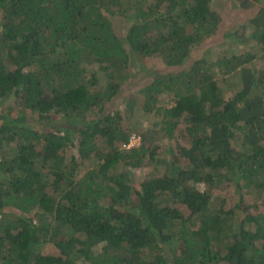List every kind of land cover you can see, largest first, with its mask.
<instances>
[{"label": "trees", "instance_id": "1", "mask_svg": "<svg viewBox=\"0 0 264 264\" xmlns=\"http://www.w3.org/2000/svg\"><path fill=\"white\" fill-rule=\"evenodd\" d=\"M238 1L257 51L182 67L212 0H0V264H264V0ZM134 56L175 70L104 113Z\"/></svg>", "mask_w": 264, "mask_h": 264}, {"label": "rangeland", "instance_id": "2", "mask_svg": "<svg viewBox=\"0 0 264 264\" xmlns=\"http://www.w3.org/2000/svg\"><path fill=\"white\" fill-rule=\"evenodd\" d=\"M256 5L264 6V3H256ZM212 8L217 10L221 15V22L216 34L211 39L203 43L200 47H198L195 51L191 52L190 57L186 60L182 67L187 66L190 62H192V60L198 57L211 58L222 54L223 51L226 50H228L230 54H245L247 52L257 51L255 44L247 36V31L250 29L248 18L251 8H244L240 6L238 0H212ZM112 23L115 33L119 36L123 34L125 28L123 24H125V26L128 25L124 19H117L115 17L112 18ZM131 66V77L122 84L119 93L110 102L106 103L103 111L104 113L115 109L122 110L124 107V99H127L128 97H133L138 101H141L142 95L139 93L138 88L142 83L151 79L153 72H167L175 70V67H169L161 63V61L158 59L139 56H134ZM228 80L232 89H228L229 87L223 83L224 91L227 94L229 93V90H236L237 88L235 75L229 76ZM135 112L137 116L141 117V121H139L141 124L140 127H151L153 116H144L139 106L136 107ZM46 123L48 126L53 128L58 124L67 122L63 117H58L53 121ZM132 124H134L133 128H137L139 126V124L135 122ZM132 134L137 135L136 133ZM132 144L133 146L136 145L134 142ZM73 151L76 155V149H73ZM131 171L134 181L137 182L140 179H149L154 170L151 167L146 166L137 167ZM226 190L223 193H225ZM222 191L223 190L219 192ZM247 202H250L249 199ZM47 248L52 250L50 245ZM169 258L171 259V256H169Z\"/></svg>", "mask_w": 264, "mask_h": 264}, {"label": "built area", "instance_id": "3", "mask_svg": "<svg viewBox=\"0 0 264 264\" xmlns=\"http://www.w3.org/2000/svg\"><path fill=\"white\" fill-rule=\"evenodd\" d=\"M134 142V144H138L139 143V136H136V135H131L130 136V139H129V143L127 144V146L126 147H131Z\"/></svg>", "mask_w": 264, "mask_h": 264}, {"label": "clouds", "instance_id": "4", "mask_svg": "<svg viewBox=\"0 0 264 264\" xmlns=\"http://www.w3.org/2000/svg\"><path fill=\"white\" fill-rule=\"evenodd\" d=\"M131 135H134V134H131ZM136 136H138V135H136ZM139 142H140V137H139ZM138 144H136L135 146H137ZM131 147H134V146L132 145ZM127 148H129V147H127Z\"/></svg>", "mask_w": 264, "mask_h": 264}]
</instances>
